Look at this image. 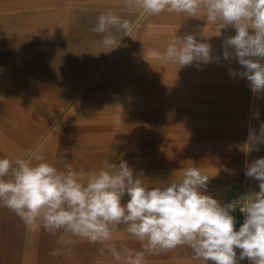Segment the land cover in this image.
Instances as JSON below:
<instances>
[{
  "label": "rangeland",
  "instance_id": "1",
  "mask_svg": "<svg viewBox=\"0 0 264 264\" xmlns=\"http://www.w3.org/2000/svg\"><path fill=\"white\" fill-rule=\"evenodd\" d=\"M109 11L134 25L131 36L110 30L119 43L111 50L102 44L104 34L92 31L98 16ZM16 15L19 23H11ZM6 24L23 29L10 37L31 47L24 62L0 54V158L42 154L60 170L66 160L83 173L85 183L104 161L125 160L149 188L164 187L181 179L183 169L199 167L210 177L204 194L225 206L241 199L230 205L239 229L244 221L239 205L259 191V182L244 173L248 164L264 158V144L246 143L250 130L258 135L264 122V93L253 95L246 78L229 74L242 71L235 59L222 56L223 40L236 34L233 27L207 23L203 10L196 17L167 11L149 16L126 0H65L0 10V31ZM174 34L206 40L213 49L211 62L180 68L149 54L163 52ZM128 199L125 195L122 204ZM125 229L115 226L111 242L118 250L123 245L140 251ZM38 234L22 229L0 237V264H117L107 249L101 255L99 243L63 230L45 241ZM62 239L71 244L58 243ZM190 255L189 248L178 247L145 254V264H184Z\"/></svg>",
  "mask_w": 264,
  "mask_h": 264
},
{
  "label": "clouds",
  "instance_id": "2",
  "mask_svg": "<svg viewBox=\"0 0 264 264\" xmlns=\"http://www.w3.org/2000/svg\"><path fill=\"white\" fill-rule=\"evenodd\" d=\"M149 16L174 12L196 17L204 11L207 23L220 22L235 29V35L223 40V59H235L242 71L230 69L233 77L247 79L253 95L264 93V0H126ZM223 27V28H224ZM127 36L134 25L109 11L98 16L92 31L104 34L102 44L118 46L111 29ZM212 46L195 35H173L163 52L150 55L180 68L194 63L207 64L213 59ZM219 62L220 57H216ZM259 117V112L255 113ZM249 147L264 144V122L259 134L250 130ZM258 151L259 149L256 148ZM35 161V162H34ZM60 170L42 154L29 153L28 158H0V206L6 207L29 231L41 229L50 235L63 230L92 244H101V255L107 249L117 264H145V254L159 255L187 247L194 264H264V158L245 168V176L259 182V191L246 195L244 221L236 229L231 214L233 201L222 205L207 189L210 177L199 167L183 169V177L164 187L145 186L141 175L134 176L127 161H104L83 182L66 160ZM127 195L129 199L122 204ZM126 225V232L141 245L140 251L111 242L115 226ZM58 243L70 245V240ZM237 249L239 256H237ZM57 255L54 249L51 253Z\"/></svg>",
  "mask_w": 264,
  "mask_h": 264
},
{
  "label": "crops",
  "instance_id": "3",
  "mask_svg": "<svg viewBox=\"0 0 264 264\" xmlns=\"http://www.w3.org/2000/svg\"><path fill=\"white\" fill-rule=\"evenodd\" d=\"M63 2H65V0H0V10L10 11L14 9H26L31 6H42L43 4L46 5V4H53V3L62 4ZM20 17L21 16H17V15L10 16L9 20L11 23L12 22L19 23ZM26 17H30V15ZM7 23L9 24L8 21ZM13 26L7 25L1 28L0 33H2L3 37H2V40L0 41V46L1 45L8 46L7 48L8 51L6 50L3 51L1 50L3 49V47H0V54L12 56L13 58L23 61L24 58L26 59L28 56V54L26 53L28 52L27 47L28 46L31 47V46L25 39L12 40L10 36L20 34L21 33L20 30H23V29H17L16 27H13ZM19 26L20 28H27L23 24H19L18 27ZM16 45L24 46V48L23 49L16 48ZM37 46L38 47L36 48L38 49L39 44H37ZM20 50H22L23 52H19ZM159 103H160L159 107H163L164 105L163 101ZM23 227H24L23 225L21 226V220L19 219V217H17L13 212H11L6 207L0 206V237H6L8 239L10 237H13L14 234H17L19 230L28 229L26 227L25 228ZM36 232L39 233L38 235L40 236V239L44 238L43 239L44 241L50 236V234L44 231L43 229L36 231ZM237 256H239L238 249H237ZM184 264H194V262L191 260V257H190V261H188V256H185ZM240 264H249V262L247 261V259H245L243 261H240Z\"/></svg>",
  "mask_w": 264,
  "mask_h": 264
},
{
  "label": "built area",
  "instance_id": "4",
  "mask_svg": "<svg viewBox=\"0 0 264 264\" xmlns=\"http://www.w3.org/2000/svg\"><path fill=\"white\" fill-rule=\"evenodd\" d=\"M242 206H243V204L239 205V208L242 207Z\"/></svg>",
  "mask_w": 264,
  "mask_h": 264
}]
</instances>
